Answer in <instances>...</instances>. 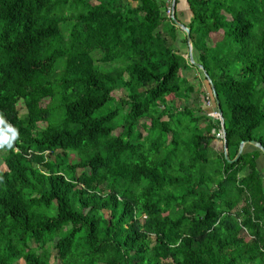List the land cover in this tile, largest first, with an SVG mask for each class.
I'll return each instance as SVG.
<instances>
[{
	"label": "trees",
	"instance_id": "obj_1",
	"mask_svg": "<svg viewBox=\"0 0 264 264\" xmlns=\"http://www.w3.org/2000/svg\"><path fill=\"white\" fill-rule=\"evenodd\" d=\"M187 1L232 159L264 146V0ZM166 6L0 0V264H264L261 151L214 147Z\"/></svg>",
	"mask_w": 264,
	"mask_h": 264
},
{
	"label": "water",
	"instance_id": "obj_2",
	"mask_svg": "<svg viewBox=\"0 0 264 264\" xmlns=\"http://www.w3.org/2000/svg\"><path fill=\"white\" fill-rule=\"evenodd\" d=\"M175 5H176V0H172L171 7H172L173 13L171 15V20L176 26L182 28L183 31L185 32L187 44L190 48L189 53H188L189 63L194 65L197 69H199L203 73L205 79L209 83L210 90H211V93L213 96L214 108H215V111L217 113V119H218L219 124H220V131L222 132V138L220 140L216 139L214 142L218 143V149L219 150L222 149V152H223L225 159L229 162H233V161L237 160L238 157L240 156V154L244 151L247 144H250L253 147L258 148L261 151V157H262V160L264 162V146L258 140H255V139H251V140H247V141H244V140L240 141L237 153L235 154V156L232 159L229 158L228 149H227V142H226V138H225V133H226L225 132V120H224V116H223L222 109L220 106V101L218 99V95L215 91L214 84H213L211 78L209 77L207 71L205 70L203 64H201L200 62L195 60L193 57L192 50H191L192 49V39L190 36V29L188 26H185L183 23L179 22L176 19V17L174 16Z\"/></svg>",
	"mask_w": 264,
	"mask_h": 264
},
{
	"label": "rangeland",
	"instance_id": "obj_3",
	"mask_svg": "<svg viewBox=\"0 0 264 264\" xmlns=\"http://www.w3.org/2000/svg\"><path fill=\"white\" fill-rule=\"evenodd\" d=\"M94 54H95V52L92 53V55H94ZM99 66L104 67V65H100V64H99ZM190 68L196 72H195V74H191L192 76H190L189 74H186V75H189L190 78L192 79L191 82H190V80H188L186 85L190 84L193 86V91L190 95L188 104L190 106H193V107L200 106L202 108V110H204L209 115V117H211L210 113L214 112L215 108H214V102L212 101L213 98L211 96V90H210L209 83L205 79L203 73L199 69H197L194 65H191ZM126 93H127V90L125 88H123L121 90L115 91L114 94H115L116 98L118 99L120 96L126 95ZM180 103L184 104L183 101L182 102L180 101ZM109 105H111V104H109ZM18 106H19L20 114H24V112H25L24 105L22 103H19ZM164 118H166V116ZM142 121H145V120L143 119ZM200 123H203V120H201ZM217 140H219V139L217 138ZM213 145H214V147L218 148L217 143L214 142ZM258 166L261 168L264 167V162L261 159V157H260V160L258 162ZM4 168H5V166H4L3 162L0 160V169H4ZM53 253H54V251H53ZM18 262H21V261H18Z\"/></svg>",
	"mask_w": 264,
	"mask_h": 264
},
{
	"label": "crops",
	"instance_id": "obj_4",
	"mask_svg": "<svg viewBox=\"0 0 264 264\" xmlns=\"http://www.w3.org/2000/svg\"><path fill=\"white\" fill-rule=\"evenodd\" d=\"M192 15H193V13H192V11L190 9V6H189L187 0H176L174 16L176 17V19L179 22H181L185 26L189 27V24H190L191 19H192ZM166 24H167V21H165V25ZM178 28H179V30L175 31V33H174L175 36H174V39H173L172 42L175 45V47L177 48V50L188 60V53H189L190 48H189V46L187 44V41H186V43L182 41V39L184 37H186V35H185V32L183 31L182 28H180V27H178ZM219 36H220V33H218V32L217 33H214V32L211 33L210 37L207 39L208 44L209 45L213 44V42L215 40L219 39ZM192 54H193V52H192ZM193 57H194V55H193ZM195 72L196 71L192 70L191 68H187V69L184 70V74L188 78V80H190V82L192 81L190 76H192L191 74H195ZM186 74H189L190 76L186 75ZM211 96H212V93H211ZM212 98H213V96H212ZM215 143H217V142H215ZM217 145H218V143H217Z\"/></svg>",
	"mask_w": 264,
	"mask_h": 264
},
{
	"label": "built area",
	"instance_id": "obj_5",
	"mask_svg": "<svg viewBox=\"0 0 264 264\" xmlns=\"http://www.w3.org/2000/svg\"><path fill=\"white\" fill-rule=\"evenodd\" d=\"M171 2L172 0H167V6H166V9H165V13H166V16L170 19L171 18V15H172V7H171ZM213 101V100H212ZM211 115V118L212 119H217V113L214 109V112L210 113ZM218 120V119H217ZM216 137L220 140L222 138V132L220 131V129L218 130V132L216 133Z\"/></svg>",
	"mask_w": 264,
	"mask_h": 264
},
{
	"label": "clouds",
	"instance_id": "obj_6",
	"mask_svg": "<svg viewBox=\"0 0 264 264\" xmlns=\"http://www.w3.org/2000/svg\"><path fill=\"white\" fill-rule=\"evenodd\" d=\"M0 147H2V145H0Z\"/></svg>",
	"mask_w": 264,
	"mask_h": 264
}]
</instances>
